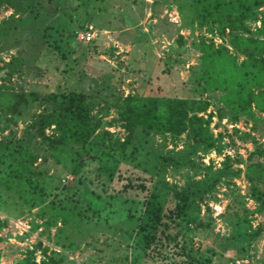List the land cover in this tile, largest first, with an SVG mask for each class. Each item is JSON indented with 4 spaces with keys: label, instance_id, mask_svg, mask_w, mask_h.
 <instances>
[{
    "label": "rangeland",
    "instance_id": "obj_1",
    "mask_svg": "<svg viewBox=\"0 0 264 264\" xmlns=\"http://www.w3.org/2000/svg\"><path fill=\"white\" fill-rule=\"evenodd\" d=\"M190 3L0 2V27L8 28L4 34L0 30V85L40 94L22 118L1 116L0 139L27 141L48 186L44 211L0 186V264H21L29 255L37 262L50 255L57 264H187L190 254L201 252L211 256L210 264H264V195L254 194L245 173L252 163L264 165V110L253 107L252 116H236L226 107L223 91L203 88V44L227 47L238 63L244 56L230 46L228 29L220 35L211 22L197 24ZM248 28V36H260L256 30L264 28V5ZM50 92L87 96L96 127L85 145L93 158L83 165L55 161L40 142V130L30 126L36 113L50 107L44 98ZM131 95L207 102L198 112L207 129L203 138L188 130L171 134L137 128L120 158L123 177L135 183L145 179L163 210L178 201L176 191L193 193L186 209L191 216L181 224L177 244L165 238L162 226L154 231L145 192H122L99 216H92L83 196L90 190L106 195L110 181L98 172L95 157L102 137L103 143L126 139L120 117ZM42 131L51 135L55 129ZM218 169L226 175L212 187L191 186ZM124 181L116 178L111 187L121 189ZM154 233L155 241L147 244L145 237Z\"/></svg>",
    "mask_w": 264,
    "mask_h": 264
},
{
    "label": "trees",
    "instance_id": "obj_2",
    "mask_svg": "<svg viewBox=\"0 0 264 264\" xmlns=\"http://www.w3.org/2000/svg\"><path fill=\"white\" fill-rule=\"evenodd\" d=\"M0 2L12 4L13 0ZM22 2L25 6H33L37 0ZM261 5H264V0H191L190 3L193 19L197 24L211 22L220 35H224L228 29L230 46L244 56L238 63L235 56L223 45L214 47L203 44L201 47L200 80L203 88L223 91L222 99L226 107L236 116L238 113L252 116L253 107L259 111L264 110V28L256 30L260 36L246 34L249 31L248 21L258 18ZM0 30L4 34L8 28L0 27ZM44 98L50 107L36 113L37 118L30 126L40 130V142L55 161L66 165L85 164L86 158H93L85 145L92 138L96 127V122L90 116L87 96L76 92H50ZM39 99L40 94L36 91L12 92L0 85V122L2 115L15 120L22 118ZM206 107L207 102L202 100L127 96L120 117L124 122L122 126L128 132L126 139L116 143H103L102 137V144L98 145L100 152L95 157L98 161V172L101 171L110 181L106 195L102 198L92 190L83 193L92 210V216H99L100 209L107 202L115 201L122 192L129 189L145 192L143 198L146 199V204L151 205L150 213L154 215V231L162 226L161 232L166 230L165 238L177 244L180 226L183 222L188 223L191 216L186 209L189 208L188 199L192 198L193 193L182 194L176 191L178 201L163 210L153 200L158 193L151 191V185L146 184L145 179L135 183L129 177H123L119 172L120 158L124 155V148L131 134L137 128L171 134L188 130L203 138L207 129L205 120L198 112L206 110ZM52 125L55 132L51 135L42 131L43 127ZM208 138V143L211 144L210 136ZM36 159L37 155L27 141H14L10 137L0 139V186L30 208L40 207L44 211L47 207L45 202L48 186L42 176L39 177L42 174L35 168ZM245 173L254 194L264 195V187L259 185L264 184V165L252 163ZM225 175L222 169H218L207 180L192 181L191 186L197 190H206ZM116 178L125 180L121 189L111 187ZM172 227L176 228L174 234L169 232ZM153 241L155 233L145 237L147 244ZM210 263L211 256L205 252L190 254L187 261V264ZM21 264H57V259L48 255L37 262L29 255Z\"/></svg>",
    "mask_w": 264,
    "mask_h": 264
},
{
    "label": "built area",
    "instance_id": "obj_3",
    "mask_svg": "<svg viewBox=\"0 0 264 264\" xmlns=\"http://www.w3.org/2000/svg\"><path fill=\"white\" fill-rule=\"evenodd\" d=\"M86 38L89 39V34L86 35Z\"/></svg>",
    "mask_w": 264,
    "mask_h": 264
}]
</instances>
